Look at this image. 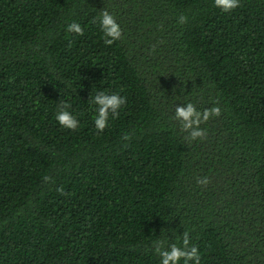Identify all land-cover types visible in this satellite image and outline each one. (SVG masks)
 Masks as SVG:
<instances>
[{"label":"trees","instance_id":"trees-1","mask_svg":"<svg viewBox=\"0 0 264 264\" xmlns=\"http://www.w3.org/2000/svg\"><path fill=\"white\" fill-rule=\"evenodd\" d=\"M185 232L200 264H264V0H0V264H160Z\"/></svg>","mask_w":264,"mask_h":264},{"label":"clouds","instance_id":"clouds-1","mask_svg":"<svg viewBox=\"0 0 264 264\" xmlns=\"http://www.w3.org/2000/svg\"><path fill=\"white\" fill-rule=\"evenodd\" d=\"M240 4V0H214V5L220 8L223 12H229L237 8ZM188 17L181 15L179 20L181 23L187 22ZM94 23L99 24L100 30L103 33L104 43L111 46L121 36L120 25L116 22L115 17L108 11L103 10L98 17L94 18ZM66 32L75 33L77 35L84 34V28L78 22H72L66 25ZM126 103V97L119 93H110L107 90L99 92L95 95L94 101L91 102L94 105L93 120L97 130H104L108 123L109 117L113 119L118 117L119 111L122 106ZM111 107L112 111L109 112L107 109ZM70 105L67 102H61L55 112V119L58 124L66 129H77L79 127L78 119L68 110ZM178 116L184 117L185 121L189 117H192L196 122H203L208 120L212 116H219L221 110L219 107H213L206 109L204 112L194 111L192 103L187 105V109L179 107L176 109ZM187 127V124L185 125ZM194 135L203 136L204 132H196ZM128 139L127 136L124 137ZM47 179V178H46ZM201 184H207L208 178L205 177L203 180L198 181ZM168 241L165 240H154L152 247L155 249V253L160 257V264H180L183 260V264H188L191 260L194 264H200V253L197 248L190 243L189 234L185 232L182 238H178L175 243L169 244L167 248L164 247Z\"/></svg>","mask_w":264,"mask_h":264}]
</instances>
